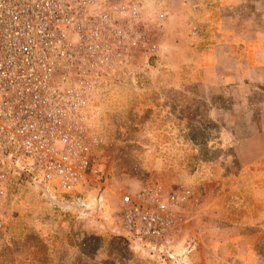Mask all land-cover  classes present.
<instances>
[{
	"label": "rangeland",
	"instance_id": "1",
	"mask_svg": "<svg viewBox=\"0 0 264 264\" xmlns=\"http://www.w3.org/2000/svg\"><path fill=\"white\" fill-rule=\"evenodd\" d=\"M170 8V0H150L147 12ZM168 15L159 52L137 53L124 82L96 105L87 139L102 177L84 188L83 207L60 193L43 196L34 184L12 187L0 264H232L225 256L231 243L228 251L220 247L238 233L231 223L262 209L249 190L261 178L250 179L249 169L236 162L234 146L247 119L232 103L235 90L207 84L216 72L201 73L199 56L184 54L187 47L201 49L197 31L188 33L189 42L180 22L176 46H169ZM252 126L264 127V119L254 118ZM145 189L190 192L162 253L132 242L121 229L123 195ZM239 233L264 264V223Z\"/></svg>",
	"mask_w": 264,
	"mask_h": 264
},
{
	"label": "built area",
	"instance_id": "2",
	"mask_svg": "<svg viewBox=\"0 0 264 264\" xmlns=\"http://www.w3.org/2000/svg\"><path fill=\"white\" fill-rule=\"evenodd\" d=\"M149 1L0 0V232L12 187L34 184L83 207L84 188L100 181L87 134L96 105L124 82L134 56L160 50L169 12L150 16ZM189 196L124 194L122 231L162 253Z\"/></svg>",
	"mask_w": 264,
	"mask_h": 264
},
{
	"label": "crops",
	"instance_id": "3",
	"mask_svg": "<svg viewBox=\"0 0 264 264\" xmlns=\"http://www.w3.org/2000/svg\"><path fill=\"white\" fill-rule=\"evenodd\" d=\"M170 7L169 46H176L180 22L185 25L184 36L189 42L193 38L188 33L197 31L201 49L187 47L184 54L199 56L201 73L216 72L215 80L207 84L235 90L237 97L232 94V103L247 119V127L238 131L243 137L234 150L237 165L249 169L250 179L261 178L249 190L262 200V209L256 216L247 211L246 219L231 223L238 233L232 242H221L220 247L228 251L232 244L231 252L225 253L232 264H260V256L250 250L249 242L239 232L264 223V127L252 126L254 118L264 119V0H170Z\"/></svg>",
	"mask_w": 264,
	"mask_h": 264
},
{
	"label": "water",
	"instance_id": "4",
	"mask_svg": "<svg viewBox=\"0 0 264 264\" xmlns=\"http://www.w3.org/2000/svg\"><path fill=\"white\" fill-rule=\"evenodd\" d=\"M59 205L64 206L63 203H59ZM75 207H76V205H75ZM76 208H79V207H76Z\"/></svg>",
	"mask_w": 264,
	"mask_h": 264
}]
</instances>
